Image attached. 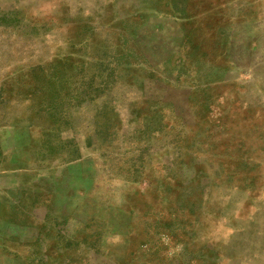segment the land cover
Returning a JSON list of instances; mask_svg holds the SVG:
<instances>
[{
	"label": "rangeland",
	"instance_id": "1",
	"mask_svg": "<svg viewBox=\"0 0 264 264\" xmlns=\"http://www.w3.org/2000/svg\"><path fill=\"white\" fill-rule=\"evenodd\" d=\"M4 167L10 264H264V0H0Z\"/></svg>",
	"mask_w": 264,
	"mask_h": 264
},
{
	"label": "crops",
	"instance_id": "2",
	"mask_svg": "<svg viewBox=\"0 0 264 264\" xmlns=\"http://www.w3.org/2000/svg\"><path fill=\"white\" fill-rule=\"evenodd\" d=\"M23 185L20 174L10 168L0 169V264L24 259L26 247L36 239V210L28 204L27 215L21 213L22 208L27 207L29 191ZM34 233L35 236L31 235Z\"/></svg>",
	"mask_w": 264,
	"mask_h": 264
}]
</instances>
